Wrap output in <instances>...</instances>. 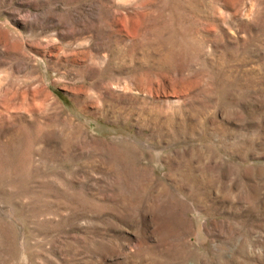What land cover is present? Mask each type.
<instances>
[{"label": "rangeland", "instance_id": "1", "mask_svg": "<svg viewBox=\"0 0 264 264\" xmlns=\"http://www.w3.org/2000/svg\"><path fill=\"white\" fill-rule=\"evenodd\" d=\"M0 264H264V0H0Z\"/></svg>", "mask_w": 264, "mask_h": 264}]
</instances>
